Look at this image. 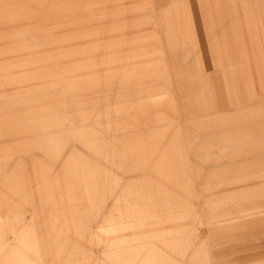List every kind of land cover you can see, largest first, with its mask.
Wrapping results in <instances>:
<instances>
[{"label": "rangeland", "instance_id": "1", "mask_svg": "<svg viewBox=\"0 0 264 264\" xmlns=\"http://www.w3.org/2000/svg\"><path fill=\"white\" fill-rule=\"evenodd\" d=\"M0 264H264V0H0Z\"/></svg>", "mask_w": 264, "mask_h": 264}]
</instances>
